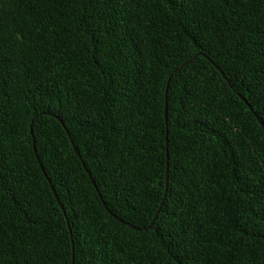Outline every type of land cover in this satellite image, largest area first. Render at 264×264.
<instances>
[{
    "label": "trees",
    "instance_id": "obj_1",
    "mask_svg": "<svg viewBox=\"0 0 264 264\" xmlns=\"http://www.w3.org/2000/svg\"><path fill=\"white\" fill-rule=\"evenodd\" d=\"M0 264H264V0H0Z\"/></svg>",
    "mask_w": 264,
    "mask_h": 264
},
{
    "label": "water",
    "instance_id": "obj_2",
    "mask_svg": "<svg viewBox=\"0 0 264 264\" xmlns=\"http://www.w3.org/2000/svg\"><path fill=\"white\" fill-rule=\"evenodd\" d=\"M176 70V69H175ZM165 117H166V106H165ZM165 147H166V153H167V143L165 142ZM88 173V172H87ZM88 175H89V173H88ZM167 180H168V173H167V164H166V169H165V179H164V181H165V189H166V185H167ZM157 211H158V209H157ZM157 211H156V213H157ZM156 213L154 214V216H153V219H152V221H151V224L153 223V221H154V219H155V217H156Z\"/></svg>",
    "mask_w": 264,
    "mask_h": 264
}]
</instances>
